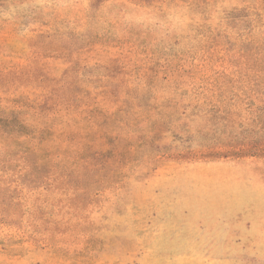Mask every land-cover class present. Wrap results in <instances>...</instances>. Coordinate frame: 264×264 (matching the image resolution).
<instances>
[{
    "label": "rangeland",
    "instance_id": "obj_1",
    "mask_svg": "<svg viewBox=\"0 0 264 264\" xmlns=\"http://www.w3.org/2000/svg\"><path fill=\"white\" fill-rule=\"evenodd\" d=\"M252 145L264 0H0V264H264Z\"/></svg>",
    "mask_w": 264,
    "mask_h": 264
},
{
    "label": "trees",
    "instance_id": "obj_2",
    "mask_svg": "<svg viewBox=\"0 0 264 264\" xmlns=\"http://www.w3.org/2000/svg\"><path fill=\"white\" fill-rule=\"evenodd\" d=\"M133 1H139V2H145L150 3L155 0H133ZM19 126H22V124H19ZM217 153L227 156V154L235 155V156H244V155H252V156H264V145H252L250 147L245 148H237L233 149L232 151H226L225 153H221L222 151H216Z\"/></svg>",
    "mask_w": 264,
    "mask_h": 264
}]
</instances>
